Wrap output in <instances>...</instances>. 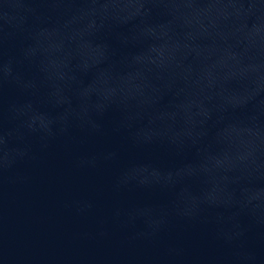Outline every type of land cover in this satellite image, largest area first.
Masks as SVG:
<instances>
[{
  "label": "water",
  "instance_id": "1",
  "mask_svg": "<svg viewBox=\"0 0 264 264\" xmlns=\"http://www.w3.org/2000/svg\"><path fill=\"white\" fill-rule=\"evenodd\" d=\"M0 264H264V0H0Z\"/></svg>",
  "mask_w": 264,
  "mask_h": 264
}]
</instances>
